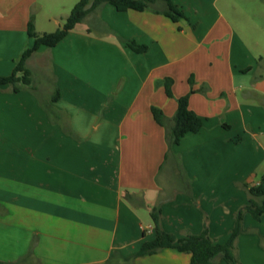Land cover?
<instances>
[{"label":"crops","instance_id":"crops-1","mask_svg":"<svg viewBox=\"0 0 264 264\" xmlns=\"http://www.w3.org/2000/svg\"><path fill=\"white\" fill-rule=\"evenodd\" d=\"M76 1L0 0V76L31 44V14L53 31ZM169 2L176 21L165 0L100 4L27 58L30 85L0 86V264H189L171 247L134 256L152 207L177 237L205 225L227 240L264 175V0ZM185 94L202 126L168 145ZM242 226L235 264H264V214Z\"/></svg>","mask_w":264,"mask_h":264},{"label":"trees","instance_id":"trees-1","mask_svg":"<svg viewBox=\"0 0 264 264\" xmlns=\"http://www.w3.org/2000/svg\"><path fill=\"white\" fill-rule=\"evenodd\" d=\"M152 1L153 0H77L71 7L62 26L49 32L36 31L33 23V15L31 14L26 28L28 36L32 39L31 44L22 51L11 73L6 76H0V86L8 84L13 91H18L22 86L30 85L31 73L26 66L27 58L41 45H54L70 29L80 22L88 12L98 5L107 2L112 4L117 10H125L128 8L142 10ZM165 2L166 8L163 10L165 15L174 21L182 16L176 5L171 4L169 0H165ZM126 44L136 52L146 50L145 45L136 44L133 41H127ZM159 82L164 85L166 94L171 96V78L165 77ZM191 91L192 90H190V92ZM151 112L155 121L164 126L165 117L163 116L162 111L151 106ZM202 122V118L188 107V94L178 97L171 126L166 132L168 145L178 143L180 138L186 132H196L199 130L202 126ZM248 192L250 194L248 202L236 211L233 227L230 230L227 240L223 243L210 238L205 225L199 234H186L180 237H177L171 232L165 231L159 224L160 208L152 207L150 216L155 236L153 239L143 241L134 256L152 254L164 247H171L180 252L189 253V264H235L233 247L236 237L244 230L242 226L243 214L249 212L256 219H259L260 216L264 214V175L260 177L257 185L251 186L248 189ZM254 197H260L261 199L256 201ZM111 263L112 261L110 258L105 264Z\"/></svg>","mask_w":264,"mask_h":264},{"label":"rangeland","instance_id":"rangeland-1","mask_svg":"<svg viewBox=\"0 0 264 264\" xmlns=\"http://www.w3.org/2000/svg\"><path fill=\"white\" fill-rule=\"evenodd\" d=\"M63 19H62V21H64L65 19H64V17H62ZM51 28H54V27H51Z\"/></svg>","mask_w":264,"mask_h":264}]
</instances>
